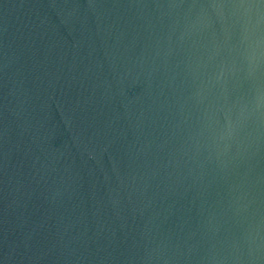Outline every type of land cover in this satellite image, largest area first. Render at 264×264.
Listing matches in <instances>:
<instances>
[{
  "label": "water",
  "instance_id": "95a60500",
  "mask_svg": "<svg viewBox=\"0 0 264 264\" xmlns=\"http://www.w3.org/2000/svg\"><path fill=\"white\" fill-rule=\"evenodd\" d=\"M0 264H264V0H0Z\"/></svg>",
  "mask_w": 264,
  "mask_h": 264
}]
</instances>
